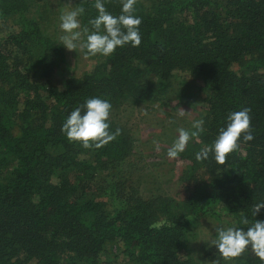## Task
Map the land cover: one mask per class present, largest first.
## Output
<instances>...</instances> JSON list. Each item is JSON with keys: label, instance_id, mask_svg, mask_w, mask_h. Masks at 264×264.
Returning a JSON list of instances; mask_svg holds the SVG:
<instances>
[{"label": "trees", "instance_id": "trees-1", "mask_svg": "<svg viewBox=\"0 0 264 264\" xmlns=\"http://www.w3.org/2000/svg\"><path fill=\"white\" fill-rule=\"evenodd\" d=\"M67 2L85 7L82 26L96 15L94 0ZM104 3L119 14L121 0ZM60 14L59 0H0V264H261L250 249L225 261L211 240L221 226L264 220V208L252 215L264 201V0H137L140 45L92 56L91 69L61 86ZM93 96L110 101V129L121 134L86 149L61 125ZM152 103L191 106L193 116L159 119L155 109L162 133L142 138L129 112ZM244 107L254 139L223 165L211 154L197 161ZM201 117L205 131L169 159L177 128ZM202 217L218 225L197 253L191 233Z\"/></svg>", "mask_w": 264, "mask_h": 264}, {"label": "clouds", "instance_id": "clouds-1", "mask_svg": "<svg viewBox=\"0 0 264 264\" xmlns=\"http://www.w3.org/2000/svg\"><path fill=\"white\" fill-rule=\"evenodd\" d=\"M137 0H121L119 14H112L106 10L104 0H94L96 15L81 24V17L85 14V7L79 6L61 12L59 28L61 45L69 50L80 49L85 56L112 55L117 48L125 45L138 47L141 43L140 24L142 18L135 14ZM112 104L108 99L99 96L86 98L82 104L76 106L64 119L61 132L69 142H77L83 148H100L116 139L121 129H110V112ZM250 109L244 107L238 111L229 112L225 123L219 128L211 145H205L195 153L197 161L207 159L209 154L218 163H225L227 154L238 147V142H248L254 139L250 127ZM204 119L194 120L191 127L177 128V135L166 155L175 159L184 152L191 139L197 138L204 129ZM153 144L159 150V144L154 139ZM264 201L255 204L252 215L256 217ZM246 228L237 226H221L216 228L215 238L211 240L216 253L225 261L235 259L250 249L264 264V220L255 219L249 223L243 221Z\"/></svg>", "mask_w": 264, "mask_h": 264}, {"label": "rangeland", "instance_id": "rangeland-1", "mask_svg": "<svg viewBox=\"0 0 264 264\" xmlns=\"http://www.w3.org/2000/svg\"><path fill=\"white\" fill-rule=\"evenodd\" d=\"M67 3H68L67 0H59V6H60L61 12L69 9ZM53 25H54V31H55L56 36L60 38V36L62 35V32L59 28V18H57V20L54 21ZM52 31H53V28H52ZM97 59H98L97 57L85 56L80 49H77L76 52L74 50L69 51L66 49L65 61L62 63V65L57 70V73L54 78L55 82L59 86H61L64 80L68 76H72V75L81 76L84 71L91 69L95 65V63L97 62ZM174 103L175 102H171V105H174ZM186 107H188V110L186 109ZM190 107L191 106L180 105L178 109H176L175 111H172L173 110L172 107H165V109L164 108L160 109L157 103L155 104L152 103V104L147 105L146 109H144L145 107H140V109L133 108L129 112V115L130 113H132L130 116H128L129 122L130 123L132 122L133 124H136V125L140 123L139 130L141 132L139 135H141L142 138H144V137H147L150 133H162L160 120H156L154 122L155 118L152 112L155 109L156 110L158 109L157 110L159 114L158 117H161L159 119H163L166 116V114H163L166 110L168 113L172 112V114L176 113L177 115H183L185 117L184 119L187 120L191 118L190 116H193V113H191ZM151 108H154V109L151 110ZM122 119H125V118H122ZM172 131H175V128L172 129ZM166 134L170 136L171 130H166ZM161 144H162V147L166 145V143H161ZM160 151H162V154L160 153ZM162 155H164L163 148H161V150L159 149L156 151V157L158 156L160 158V159L156 158V160L158 159L157 161H159V163L163 161ZM163 168L167 169L168 166H165ZM160 180L162 184L161 186L166 191L168 192H173L174 190L176 191L174 177L166 178L165 175H162V178ZM217 225L218 223H216V221H214L213 219L209 217H202L200 219L198 226L194 227V230L191 233L195 235V237L197 238V244L196 243L194 244L196 250L199 248L198 244L206 243L210 241V239L212 238L211 233L213 232L214 228ZM198 251L199 250H197L196 252L198 253Z\"/></svg>", "mask_w": 264, "mask_h": 264}]
</instances>
